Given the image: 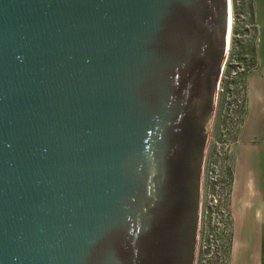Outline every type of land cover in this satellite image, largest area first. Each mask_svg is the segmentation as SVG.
Segmentation results:
<instances>
[{
  "label": "water",
  "instance_id": "1",
  "mask_svg": "<svg viewBox=\"0 0 264 264\" xmlns=\"http://www.w3.org/2000/svg\"><path fill=\"white\" fill-rule=\"evenodd\" d=\"M228 18L227 0H0V264H148L151 169L187 119L206 133L184 147L175 263L193 264Z\"/></svg>",
  "mask_w": 264,
  "mask_h": 264
},
{
  "label": "rangeland",
  "instance_id": "2",
  "mask_svg": "<svg viewBox=\"0 0 264 264\" xmlns=\"http://www.w3.org/2000/svg\"><path fill=\"white\" fill-rule=\"evenodd\" d=\"M233 4L232 47L224 71L216 77L212 113L200 164L199 234L193 264H228L233 240L231 199L235 148L240 142L246 146L251 144L249 140L253 137L252 144L264 145L261 129L264 121L257 120L258 113L264 111V53L257 59V32L251 0H233ZM247 100L250 103L248 108Z\"/></svg>",
  "mask_w": 264,
  "mask_h": 264
},
{
  "label": "flooded vegetation",
  "instance_id": "3",
  "mask_svg": "<svg viewBox=\"0 0 264 264\" xmlns=\"http://www.w3.org/2000/svg\"><path fill=\"white\" fill-rule=\"evenodd\" d=\"M198 78L209 80L213 78V70L197 71ZM210 85H202V93L208 97ZM207 109V107H206ZM206 112V110H205ZM203 113V115L205 114ZM202 115V116H203ZM201 117L194 120V127L201 121ZM190 120L183 122L182 126L168 138L166 144L157 152V162L153 163L152 177L154 183L151 185L150 198L152 203L149 207L151 222L147 226L148 242V264H176L178 248V230L182 220L188 214L186 211L188 161L185 155V143L193 134L206 136L200 129H192ZM199 147L192 158V170L195 171L194 159L200 152ZM201 184L199 187L200 195ZM191 208V220L196 225L195 243L198 242L199 226H197V207ZM197 245V243H196ZM195 252V249H194ZM146 253V252H145Z\"/></svg>",
  "mask_w": 264,
  "mask_h": 264
},
{
  "label": "crops",
  "instance_id": "4",
  "mask_svg": "<svg viewBox=\"0 0 264 264\" xmlns=\"http://www.w3.org/2000/svg\"><path fill=\"white\" fill-rule=\"evenodd\" d=\"M251 6L257 32L255 54L260 59L264 53V0H251ZM246 102L248 108L250 103ZM257 120L264 121V111L258 113ZM261 129L264 132V124ZM252 142L247 146L240 142L235 148L231 199L233 240L228 264H264V145Z\"/></svg>",
  "mask_w": 264,
  "mask_h": 264
},
{
  "label": "bare ground",
  "instance_id": "5",
  "mask_svg": "<svg viewBox=\"0 0 264 264\" xmlns=\"http://www.w3.org/2000/svg\"><path fill=\"white\" fill-rule=\"evenodd\" d=\"M228 9H229V21H228V33L226 38V52L224 56V60L221 64L220 72L222 73L225 69L227 60L229 59L231 47H232V40H233V31H234V4L233 0H227Z\"/></svg>",
  "mask_w": 264,
  "mask_h": 264
}]
</instances>
